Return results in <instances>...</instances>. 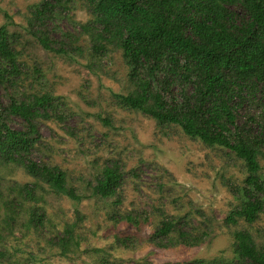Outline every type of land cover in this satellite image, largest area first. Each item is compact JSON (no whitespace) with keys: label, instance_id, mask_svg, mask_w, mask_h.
Here are the masks:
<instances>
[{"label":"rangeland","instance_id":"1","mask_svg":"<svg viewBox=\"0 0 264 264\" xmlns=\"http://www.w3.org/2000/svg\"><path fill=\"white\" fill-rule=\"evenodd\" d=\"M42 1L0 0V26L7 24L17 35L15 45L29 76L24 81L26 89L59 97L67 113L64 121L52 118L41 122L42 142L33 157L60 166L67 172L68 185L87 196L76 201L45 183L38 184L37 192L43 197L38 204L46 213L44 225H26L32 204L26 203L28 208L20 210L12 234H4L0 242V249L9 253L0 264H211L215 257L233 256L236 229H248L257 243H263L264 212L252 224L226 220L239 203L232 188L244 183V162L225 147L208 146L190 137L179 125H161L118 103L114 93L127 94L134 89L130 70L120 49L111 47L102 56L93 52L90 37L81 27L91 19L86 0H70L57 23H50L56 28V38L63 33L74 35L81 53L58 54L45 49L27 31L30 10ZM254 92L237 114L238 123L245 121L244 116L263 111L262 93ZM1 102L6 104L8 97L1 95ZM10 124L25 127L16 116ZM113 160L125 171L118 195L91 196L90 183H95L102 167ZM16 182L36 183L23 167L0 164L3 228L2 200L13 197L9 188ZM127 213L137 215L141 222L134 225L111 217ZM164 215L186 217L193 226L209 230L210 236L196 246L160 247L151 236ZM68 223H76L75 242L63 254L59 238Z\"/></svg>","mask_w":264,"mask_h":264},{"label":"trees","instance_id":"2","mask_svg":"<svg viewBox=\"0 0 264 264\" xmlns=\"http://www.w3.org/2000/svg\"><path fill=\"white\" fill-rule=\"evenodd\" d=\"M86 1L91 19L81 27L90 37L93 52L102 56L111 47L120 49L130 70L134 89L127 94L114 93L118 103L161 125H179L184 133L208 146L231 150L244 162L247 174L243 185L232 188L239 203L226 220L254 223L264 212V109L259 115L244 116L243 123L237 122V114L254 91L259 90L264 98V0ZM69 2L43 0L32 7L27 18V31L45 49L58 54L81 53L74 35L63 33L56 38V28L50 27L69 8ZM17 41L7 24L0 26V164L23 167L36 183L10 186L13 197L2 200L5 228L0 225V242L12 234L20 210L28 202L32 204L27 207L26 225H44L46 213L38 204L43 198L37 192L38 184L45 183L76 201L87 196L68 185L67 172L60 166L33 157L42 142L41 122L52 118L64 121L67 113L59 97L26 89L24 81L29 76ZM39 72L36 67L35 73ZM1 95L8 97L6 104ZM13 116L22 119L24 129L10 124ZM103 121L110 122L108 118ZM124 177L118 161L105 164L95 183H90V195L117 196ZM111 217L134 225L141 222L133 213ZM75 226L66 224L59 238L63 254L75 242ZM209 236V230L193 226L186 217L164 215L151 241L160 247L196 246ZM232 252V257H215L211 264H264V242L257 243L248 229L234 230ZM8 257V251L0 249V263Z\"/></svg>","mask_w":264,"mask_h":264}]
</instances>
